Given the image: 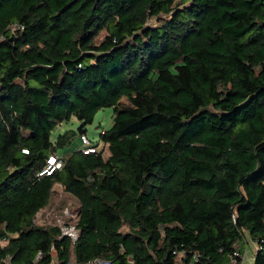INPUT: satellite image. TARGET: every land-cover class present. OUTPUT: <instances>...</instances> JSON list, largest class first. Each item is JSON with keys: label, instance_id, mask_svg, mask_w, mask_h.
Wrapping results in <instances>:
<instances>
[{"label": "trees", "instance_id": "1", "mask_svg": "<svg viewBox=\"0 0 264 264\" xmlns=\"http://www.w3.org/2000/svg\"><path fill=\"white\" fill-rule=\"evenodd\" d=\"M56 184L74 240L34 221ZM248 243L264 264V0H0V264H222Z\"/></svg>", "mask_w": 264, "mask_h": 264}, {"label": "built area", "instance_id": "2", "mask_svg": "<svg viewBox=\"0 0 264 264\" xmlns=\"http://www.w3.org/2000/svg\"><path fill=\"white\" fill-rule=\"evenodd\" d=\"M77 148L80 149L82 151V153H88V152H92L95 147L92 144L91 140H89L85 136V134H81L78 137ZM60 166H61L60 156L58 154H51L47 158L46 165H45L44 169L42 170V172L39 173V175L51 174V172L53 170L60 168ZM59 187H61V186L59 185ZM54 188L55 187H53V190H54ZM42 216H45V218L50 223V221H49L50 211H40L39 213H37L34 221L35 222L38 221L39 219L42 218ZM64 217H72V214L69 213L66 208H63L58 215L55 214L53 216V219H54L53 222L59 226L60 232L62 235H66V236L70 237L71 240H74L76 238L77 230L74 228L73 225H71L69 223L66 224L62 220V218H64ZM39 257H40V254H38L36 256V259H38ZM243 260H244L243 253L239 254L237 251H234L231 255H229V257L226 259V261L223 262L222 264H243ZM105 263L106 262L102 259L94 258L92 260L85 262L84 264H105ZM4 264H9L8 259L4 260Z\"/></svg>", "mask_w": 264, "mask_h": 264}, {"label": "rangeland", "instance_id": "3", "mask_svg": "<svg viewBox=\"0 0 264 264\" xmlns=\"http://www.w3.org/2000/svg\"><path fill=\"white\" fill-rule=\"evenodd\" d=\"M111 114H112V110L110 107H102L94 113L91 122L89 124L85 125L83 128V130H84L83 132H84L85 136L89 140H91L94 144L96 143L97 147H99V148L102 146V144H101V142L98 141L97 134L100 130L106 129L109 127L110 122H111ZM78 125L79 124H78L77 120L72 118V119H70V121H68L66 123H61V125L56 126V128L52 131L51 136L55 137L57 132H62L65 129H70V130L76 131V128ZM76 138L77 137H75L73 139V141L71 142V144H70L71 146L76 143ZM58 152L60 153L61 149H58ZM104 154H106V151H104ZM54 187H55L54 188L55 196H54V200H53V203H54L53 206L51 208H48V209L46 208V209L42 210V211H45V210L50 211V214H51L50 219H49L50 222L54 221L53 216L55 214H57V215L59 214V210L56 212L55 206H57L58 203L56 204V202H58V199L63 194L62 188L59 187V184H56ZM64 196H65L64 205L61 208V210L63 208H66L67 211L69 212L70 209L72 207H74L75 203H74V200L70 196H67V195H64ZM52 211H53V213H52ZM62 220L64 221L65 218H62ZM244 250H250V246L245 247Z\"/></svg>", "mask_w": 264, "mask_h": 264}, {"label": "crops", "instance_id": "4", "mask_svg": "<svg viewBox=\"0 0 264 264\" xmlns=\"http://www.w3.org/2000/svg\"><path fill=\"white\" fill-rule=\"evenodd\" d=\"M247 246H250V250H244V248ZM247 246H244V248H243V255H244L243 264H251L252 263V256H253V253L255 251L254 244L248 243Z\"/></svg>", "mask_w": 264, "mask_h": 264}]
</instances>
